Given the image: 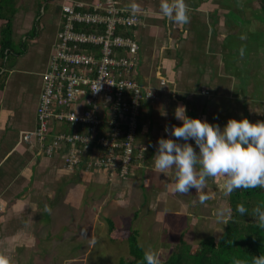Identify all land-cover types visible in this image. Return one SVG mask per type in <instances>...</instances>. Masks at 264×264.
Wrapping results in <instances>:
<instances>
[{"label": "crops", "instance_id": "obj_1", "mask_svg": "<svg viewBox=\"0 0 264 264\" xmlns=\"http://www.w3.org/2000/svg\"><path fill=\"white\" fill-rule=\"evenodd\" d=\"M14 1L10 36L12 46L17 49L15 54L11 53L3 59L6 61L3 67L0 57V225L10 223L9 238L15 241L18 234L31 233L34 240L44 243L51 241L49 237L54 235L63 236L65 229L73 226L57 219H66L71 216L74 207H82L83 196L91 202L89 212L92 206L99 207L108 201L120 204V199L126 193L131 203L132 190L139 184L145 189L151 188L152 193L156 194L152 204L159 198L165 200L169 185L165 183V190L161 189V172L154 167L152 156L158 138L170 137L171 133L160 126L162 121H155L151 117L167 112L168 118L163 126L171 128L181 123L174 114L177 105H186L187 114L200 119L206 111L210 112L208 106L216 97L202 95V92L215 91L218 83L230 76L227 69L225 71L228 66L227 3L223 0L222 3L217 0V4L212 0H186L190 19L187 23H176L160 14V0H119L125 7L137 11L141 18L132 34L139 44L133 77L156 93L151 104H143L140 117L139 136L142 135L144 139L153 137L145 144L148 145L145 160L135 166L128 177L121 179L84 170L68 172L64 168L63 151L59 155L46 157L39 153L35 141L30 144L22 142L21 135L37 125L36 108L43 86L41 75L47 68L59 30L60 11L58 3L54 1L58 6V12L53 17L56 27L48 25L44 29L37 23L39 19L30 5H23L25 8L22 9ZM28 1L25 0V3ZM47 3L52 4L53 1L48 0ZM5 23L0 19V30ZM33 28L36 33L31 37ZM192 34L197 38L193 41L204 51L197 49L198 55L189 58L186 45L190 42L187 36ZM20 43L25 46L22 48ZM18 51L23 53L16 55ZM217 57L221 65L216 63ZM222 67L224 70H221ZM180 78H185L183 87H180ZM205 79L211 82L209 86L213 89L202 84ZM194 99L197 100L196 107ZM203 99L205 102L201 104ZM145 112L152 116L144 115ZM160 127L162 131L158 132ZM193 145L197 147L195 143ZM163 171L172 174L174 168ZM149 176L153 180L147 179ZM111 194L115 195V200ZM70 200L75 202L74 207ZM44 217L47 225L41 222ZM81 232V229L75 228L70 235L76 236ZM19 246L23 248V245Z\"/></svg>", "mask_w": 264, "mask_h": 264}, {"label": "rangeland", "instance_id": "obj_2", "mask_svg": "<svg viewBox=\"0 0 264 264\" xmlns=\"http://www.w3.org/2000/svg\"><path fill=\"white\" fill-rule=\"evenodd\" d=\"M52 1L53 3L50 4L43 0H29L26 3L25 0H16L15 4L18 3L22 9L25 8L22 7L23 5H30L34 10V15L39 19L37 23H40L41 27L46 29L48 25L52 28L56 27L53 17L58 12L56 2L58 3L60 0ZM212 1L217 4V0ZM232 1L223 0L225 4L228 2L230 6L228 8L230 14L227 18L234 23L237 21V25H240L241 28L237 27V30H235L230 23H227L228 66L225 65V71L226 69L231 70L235 73V76L227 75L228 78L220 81L215 91L202 92V95H209L211 98L216 97V100L208 106V108H211L210 112L206 111L202 120L206 119L209 122L218 123L220 126H223L229 118L247 117L252 122L264 120V48L259 49L264 46V22L263 20L260 21L261 23L258 20L250 21L245 10H243L245 12L243 14L236 13L246 3L248 9L258 8L259 3H256L257 0ZM251 1L255 3H251ZM38 2L40 3L38 4ZM220 2L222 3V0ZM236 2L238 8L232 7ZM242 37L244 38L242 39ZM187 39L190 42L186 45V50L190 55L189 58L198 55L197 49L201 52L204 51L200 45L193 41L197 39L193 34L188 35ZM241 47L244 48L243 55L240 54ZM5 62L3 60L2 67L5 66ZM216 63L220 64L218 57ZM221 70H224L223 67ZM241 70L245 71V74L249 77L244 90L239 88L240 81L237 78ZM202 81V84L212 88L209 86L211 84L209 80ZM179 82L182 83L180 87L186 84L185 78H180ZM152 93L155 97L156 93ZM194 100L196 107L197 100ZM152 101L153 98L147 103L151 104ZM204 102L205 99L200 103ZM144 115L152 116L147 112ZM151 118L155 121H162L163 123L161 122L160 126L166 128L163 125L166 124L168 118L167 112L159 113ZM169 120L171 121V119ZM161 127L158 132L162 131ZM150 138L144 139L142 135L139 136L141 145L146 146L147 150L148 145L145 144H148ZM171 138L179 140L175 136ZM189 142L195 143L192 140ZM196 149L199 150L198 146ZM197 168H199V165H197ZM160 172L159 185L161 189L165 190V183L169 185L165 200L159 198L152 204L156 194L152 193L151 188L145 189L141 184L132 190V194L130 193L131 203L129 202L128 193H126L124 198L120 199V204L115 201H108L99 207L92 206L91 212H89L91 202L85 196H83L82 207L75 208V202L70 200L69 203L74 207L71 216L66 217V219L64 217L57 219L58 222L73 226L72 228H66L65 234H62L63 236L54 235L49 237L52 242L42 243L41 241L37 242L38 239L34 240L30 236L31 233H24L15 236L14 241L9 238L11 234L9 230L11 229L10 223H2L0 225V253L9 256L13 264H118L119 259L128 255V245L127 242H111L109 240L106 219L113 220L120 229L132 228L138 230L140 246L144 250L149 248L157 250L162 262L171 254L184 249L182 248L183 243L187 247L196 248L201 240L208 237L218 240L230 218L229 193L225 190V178L222 176H209L203 189L208 198L205 201H200L199 194L201 190L192 187L188 193L175 192L173 191L174 172L172 174H167L161 170ZM147 179L153 180L150 176ZM110 196L115 200V195L111 194ZM220 209L224 210V216L218 220L217 212ZM122 221L124 222L120 224ZM41 222L43 225H47L45 217ZM75 228L81 229L82 232L76 236H71V231ZM22 237L27 239L23 240ZM18 244L23 245V248ZM15 245H18V247Z\"/></svg>", "mask_w": 264, "mask_h": 264}, {"label": "built area", "instance_id": "obj_3", "mask_svg": "<svg viewBox=\"0 0 264 264\" xmlns=\"http://www.w3.org/2000/svg\"><path fill=\"white\" fill-rule=\"evenodd\" d=\"M140 22L139 13L118 0L62 7V24L43 76L38 126L23 135L24 142L35 141L47 157L63 151L68 171L128 175L146 150L136 144L142 106L155 98L132 74L139 45L129 32ZM62 124L71 130L57 131Z\"/></svg>", "mask_w": 264, "mask_h": 264}, {"label": "clouds", "instance_id": "obj_4", "mask_svg": "<svg viewBox=\"0 0 264 264\" xmlns=\"http://www.w3.org/2000/svg\"><path fill=\"white\" fill-rule=\"evenodd\" d=\"M95 1L97 0H60L58 2L60 11L59 30L62 24V7L64 5L73 2L90 4ZM44 2H48V0H44ZM160 14L176 23H187L190 19L186 0H160ZM133 30L134 29L130 31L131 34H133ZM243 38L244 37H242V39ZM55 43L49 54L47 68L41 75L43 86V76L48 70L49 61L55 49ZM4 53L5 55L2 59L9 56L7 51ZM240 54H244L243 47L240 48ZM39 102L40 97L38 105ZM37 108V125L35 129L38 126ZM186 109V105H177L174 114L181 123L179 125H172L171 128H165L166 132H170L171 136L180 138V140L172 139L171 137L158 138L156 151L152 156L153 165L156 169L163 171L165 169L174 168L173 191L188 193L192 187H195L196 189L201 190L199 200L205 201L208 198V195L203 189L207 184V178L209 176L224 177L225 190L228 193H231L238 188H254L256 186L264 187V120L252 122L247 117H241L240 119L229 118L221 127L218 123L189 116ZM139 124L140 118L137 129L136 144H141L139 140ZM35 129L29 130L25 133L32 132ZM68 130H71L69 129V126L62 124L58 127L57 131L67 132ZM51 133L53 134V132ZM24 134L21 135V139ZM84 139L86 141L87 137L85 136ZM190 140L194 141L195 145L198 146V151L194 148L193 143L189 142ZM22 142L24 141L22 140ZM147 151L146 148L145 152ZM145 152L143 158L132 165L126 177L131 174L135 166L140 165L145 160ZM197 165H199V168H197ZM78 170L91 171L84 168L75 169L73 171ZM91 172L104 173L108 177H119L115 175L110 176L109 174L100 171ZM126 177L119 178L125 179ZM1 208L2 207L0 206V210ZM236 210L241 214L247 212V208L243 203H239ZM254 212L257 216L258 223L264 226V206L257 205ZM223 216L224 210H218L217 219H222ZM143 259L146 261V264H162L157 250L153 248L145 250ZM0 264H13V261L9 256L0 253ZM234 264H264V253L254 255L251 262L247 259L236 258Z\"/></svg>", "mask_w": 264, "mask_h": 264}, {"label": "trees", "instance_id": "obj_5", "mask_svg": "<svg viewBox=\"0 0 264 264\" xmlns=\"http://www.w3.org/2000/svg\"><path fill=\"white\" fill-rule=\"evenodd\" d=\"M235 1L233 0L232 2ZM14 2V0H0V19L6 22L0 30L1 58L4 57L5 51L9 55L11 53L15 54L17 49L12 46L10 36L11 21L15 13ZM251 3L255 2L251 1ZM256 3H259L258 8L248 9L246 3L236 13L243 14L247 11L250 21L254 22L253 20H258L260 22L263 20L264 22V0H257ZM227 6L228 8L230 7L228 2ZM232 7L238 8L237 2ZM229 14L230 12L228 11L227 15ZM228 20L229 18L227 19V23H230L235 30H237V27L241 28L239 27L240 25H237V21L234 23ZM32 30L30 33L31 37L36 33L35 28ZM19 45L22 48L25 46L23 43ZM263 48L264 46L259 49ZM22 53L23 51H18L16 55ZM239 72L237 76L240 81L239 88L244 90L249 77L245 74V71L241 70ZM227 74L235 76V73L231 70H227ZM239 203H243L246 206V213L241 214L236 210ZM228 205L230 218L218 240L208 237L201 240L196 248L187 247L182 242V248L184 249L171 254L162 264H234L236 258L247 259L251 262L254 255L264 253V226L258 223L257 216L254 212L257 205L264 206V187L238 188L229 193ZM106 223L109 240L111 242H127L128 245V255L119 259L118 264H146V261L143 259L145 250L138 242V230L132 228L118 229L111 219H106Z\"/></svg>", "mask_w": 264, "mask_h": 264}]
</instances>
